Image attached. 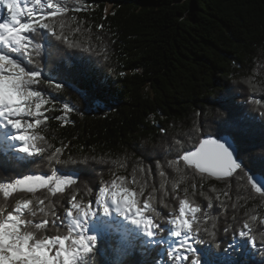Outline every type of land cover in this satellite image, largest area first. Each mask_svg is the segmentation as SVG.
<instances>
[{"label": "trees", "instance_id": "16d2710c", "mask_svg": "<svg viewBox=\"0 0 264 264\" xmlns=\"http://www.w3.org/2000/svg\"><path fill=\"white\" fill-rule=\"evenodd\" d=\"M77 4L82 10H72ZM69 8L65 35L80 46L68 47L48 34L55 48L50 49L51 57L39 58V66L45 78L49 74L66 76L80 91L67 85L59 92L47 90L53 102L45 106L49 119L40 131L53 147L33 158L29 167L49 172L46 156L66 145L61 159L67 163L57 167L84 170L75 187L85 202L94 200L96 191L93 187L90 197L87 188L111 180L113 173L130 178L134 168L150 169L144 176V195L157 190V210L166 217L178 208L175 197H183L187 189L190 197L217 217L221 246L214 250L223 251L250 210L264 218L262 198L250 186L238 189L234 181L201 176L194 169L185 170L173 192L172 183L181 174L167 161L176 158V139L189 150L204 135H238L231 123H224L230 114L247 126L241 137L246 149L243 165L252 166L249 155L264 150L252 147L264 143V0H69ZM77 28L78 32L72 31ZM66 102L74 105L67 123L55 118L63 115ZM117 160L124 166L114 163ZM157 162L166 173V197L160 190ZM0 175L15 178L16 174ZM71 192L54 199H62L66 206ZM20 195L13 194L8 205L14 206ZM161 197L168 207L159 202ZM3 199L0 194V201ZM57 212L63 214L64 207L58 204ZM229 225L225 234L223 229ZM261 231L264 225L258 219L253 232L257 248ZM48 232L55 234L51 227ZM146 258L152 257L139 247L121 251L117 244L96 260L97 264H137ZM260 258L257 252L255 259ZM162 260L174 264L167 255Z\"/></svg>", "mask_w": 264, "mask_h": 264}, {"label": "snow or ice", "instance_id": "6c2138e0", "mask_svg": "<svg viewBox=\"0 0 264 264\" xmlns=\"http://www.w3.org/2000/svg\"><path fill=\"white\" fill-rule=\"evenodd\" d=\"M0 7L7 9L6 17L0 16V173L16 174L15 178L0 175V194L4 198L0 201V264H97L96 257L117 244L121 251L139 247L152 257L137 264H164L165 255L174 264H264V231L259 233V248L253 234L254 223L259 219L264 225V218L252 214L254 209L246 214L242 227L232 232L224 250L217 251L214 249L221 246L217 240V217L190 197L187 189L183 197H175L178 208L163 216L156 207L157 190L153 188L144 195V176L150 169L134 168L130 178L113 173L111 180L87 188L90 197L93 187L96 191L94 200L85 202L75 187L84 170L57 167L67 163L61 159L66 145L46 156L49 172L29 167L33 158L53 147L40 131L49 119L45 106L53 102L47 90L59 92L67 85L80 91L66 76L49 74L45 78L39 58L51 57L50 49L55 48L48 34L68 47H79L80 43L65 35L69 0H0ZM72 10L82 8L77 4ZM71 19L75 21L76 17ZM72 31L78 32L79 28ZM57 79L61 82H54ZM42 83L46 87H41ZM73 110L74 105L66 102L63 115L55 118L67 123V114ZM224 123H231L238 135H207L192 150L185 148L180 139L174 140L179 146L177 155L167 164L181 177L172 183V190L176 192L186 169H194L201 176L234 181L238 189L250 186L264 206V150L249 155L252 166L245 167L242 153L246 149L241 146V137L247 126L232 114ZM252 147L264 149V143ZM114 163L124 166L119 160ZM157 169L162 178L160 190L166 197V173L159 162ZM69 189L72 192L66 206L62 199H54L58 195L63 198ZM13 194L21 195L10 207L7 201ZM228 195L226 190L224 196ZM208 201L211 209V198ZM159 202L168 207L163 197ZM58 204L64 207L63 214L57 212ZM232 207L236 208V204ZM38 216L40 219H35ZM49 227L55 234L48 232ZM230 228L231 225L225 227L224 233H229ZM257 252L259 260L255 259Z\"/></svg>", "mask_w": 264, "mask_h": 264}, {"label": "rangeland", "instance_id": "374dc122", "mask_svg": "<svg viewBox=\"0 0 264 264\" xmlns=\"http://www.w3.org/2000/svg\"><path fill=\"white\" fill-rule=\"evenodd\" d=\"M6 15H7V9L0 7V16L6 17Z\"/></svg>", "mask_w": 264, "mask_h": 264}, {"label": "water", "instance_id": "95a60500", "mask_svg": "<svg viewBox=\"0 0 264 264\" xmlns=\"http://www.w3.org/2000/svg\"><path fill=\"white\" fill-rule=\"evenodd\" d=\"M205 136H207V135L202 136V138H205ZM216 138H219V137H216ZM226 138H227V137H226ZM189 150H192V148L189 149ZM212 178H214V177H212Z\"/></svg>", "mask_w": 264, "mask_h": 264}]
</instances>
